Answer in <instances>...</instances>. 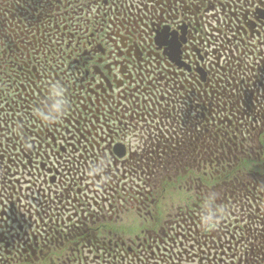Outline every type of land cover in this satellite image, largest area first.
Masks as SVG:
<instances>
[{"label":"flooded vegetation","instance_id":"flooded-vegetation-1","mask_svg":"<svg viewBox=\"0 0 264 264\" xmlns=\"http://www.w3.org/2000/svg\"><path fill=\"white\" fill-rule=\"evenodd\" d=\"M262 25L234 0H0V264H264Z\"/></svg>","mask_w":264,"mask_h":264},{"label":"clouds","instance_id":"clouds-1","mask_svg":"<svg viewBox=\"0 0 264 264\" xmlns=\"http://www.w3.org/2000/svg\"><path fill=\"white\" fill-rule=\"evenodd\" d=\"M50 97L55 96L59 98V101L53 106V108L47 111V115L43 111L37 110L34 115L45 124L58 120L61 114L64 112V105L66 100L64 98V89L59 85H53L50 90ZM103 170V164L93 168L89 175L97 174ZM216 199L215 193H209L204 199L203 210L200 216V227L204 231H209L215 228L218 224V218L221 216L222 210H213L214 200Z\"/></svg>","mask_w":264,"mask_h":264},{"label":"snow or ice","instance_id":"snow-or-ice-1","mask_svg":"<svg viewBox=\"0 0 264 264\" xmlns=\"http://www.w3.org/2000/svg\"><path fill=\"white\" fill-rule=\"evenodd\" d=\"M57 2H58V0H57ZM102 2H103L104 4H107V3H108V0H102ZM175 2L178 3V4H180V5H183V4H184V0H175ZM234 2H235V3H239V4L241 5V7H244V6L246 5L247 8H249V9H253V8H264V0H255V2H254V0H234ZM147 3H148V4L155 3L156 5H159V4H160V0H147ZM208 6H209V8H211V4H209ZM222 7H223V5H222ZM185 9H186V11H188L187 7L184 8V11H185ZM145 11H147V8H145ZM153 11H155V9H153ZM163 11H164V9L161 10V15H163ZM197 11H199V8H197ZM170 18L173 19V20H175V16H171ZM262 27H264V25H262ZM117 35H118V34H117ZM147 35H148L147 32H141V31L137 30V39H139L141 43H143V38H144L145 36H147ZM120 42H121V44H125V39H124L123 36L120 37ZM127 42H128V43H132L131 37L128 38V41H127ZM260 43H261L262 46H264V41H261ZM118 50H119V49H117V51H118ZM128 51H131V48H129ZM172 51H174V49L171 47V45H169V46H168V52L170 53V52H172ZM166 54H167V53H166ZM205 55H206V53H205ZM262 58H264V54H262ZM154 59L157 61V63H156V67L159 68V67H160V65H159V63H158V61H159V57H154ZM215 64H216L217 67L219 66V57H218V56L216 57ZM121 68H122V67H121ZM120 71H121V69H120ZM126 71H127V70L125 69V71H124L123 73H125ZM123 73H122V74H123ZM158 78H159V79H163V76H159ZM125 79H128L130 82L132 81V77H131L130 75L125 76ZM140 83H143V81L141 80ZM118 85H119V84H118ZM118 85H117V87H120V85H119V86H118ZM138 87H139V85H137V88H138ZM122 95H123V93L121 92V96H122ZM109 99H111V97H109ZM117 108H119V105H117ZM127 111H128V109H127V107H126V108L124 109V112H127ZM133 116H134V113L129 114V123H131ZM94 119H95V118H94ZM122 119H123V113H120L119 115H117V117H116L117 124H118L121 128H125V127H127V125H124V124H121V123H120V121H121ZM96 123L99 124L100 121H96ZM103 127H104V128H108L107 123H105ZM95 130H96V129H93V131H95ZM27 134H28V135H31V133H27ZM108 134H109V135H112V129H111V128H108ZM81 139H83V137H81ZM52 142L55 143L56 141L53 140ZM76 143H79V141H76ZM97 146H98V145H97ZM68 147L71 149L72 153H75L76 149L72 146V144H68ZM60 151H63V148H61ZM30 155H31L30 153L27 154V155L25 156V159H28V156H30ZM2 159H3V157L0 156V160H2ZM234 162H235V163H238V164H241V166H243V161H241V160H237V161H234ZM29 163H31L30 160H29ZM57 175H59V173H57ZM161 231H162V229H161ZM146 235H148V236L151 237V236H152V232H151V230H149L148 232H146ZM161 242H162V241H161ZM157 251H159V249H157ZM185 255H187V253H185Z\"/></svg>","mask_w":264,"mask_h":264}]
</instances>
